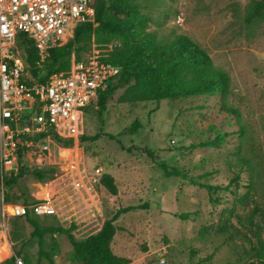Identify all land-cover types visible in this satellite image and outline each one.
<instances>
[{
  "label": "rangeland",
  "instance_id": "1",
  "mask_svg": "<svg viewBox=\"0 0 264 264\" xmlns=\"http://www.w3.org/2000/svg\"><path fill=\"white\" fill-rule=\"evenodd\" d=\"M247 1L137 0L139 11L150 17L147 29L186 34L227 72L226 102L239 112L246 138L236 132V118L220 111L218 97L123 103L118 98L125 87L119 85L106 101L101 122L96 106L82 125L58 134L71 137V146L53 141L33 166L34 171L54 169L52 179L38 181L24 172L8 185L6 195L19 201L50 198L56 214L38 217V225H73L76 240L96 232L117 208L137 206L114 222L119 229L111 250L128 264H155L161 256L169 264L264 261V24L247 35L242 22ZM120 44L117 37L98 44L92 36L79 56L87 57L96 45L107 49V59ZM95 134L96 140H79ZM215 137L220 138L217 146L203 145ZM128 146L149 149L154 159L121 148ZM159 163L177 168L180 175L166 176ZM96 168L100 172L94 175ZM106 174L115 195L100 184ZM8 226L11 248L27 264H81L73 259L66 233L45 232L42 255L28 222L11 219Z\"/></svg>",
  "mask_w": 264,
  "mask_h": 264
},
{
  "label": "trees",
  "instance_id": "2",
  "mask_svg": "<svg viewBox=\"0 0 264 264\" xmlns=\"http://www.w3.org/2000/svg\"><path fill=\"white\" fill-rule=\"evenodd\" d=\"M94 9V21L77 25L73 30V35L66 38L60 45L51 48L48 56L40 61L38 67H35L38 56L33 41L21 33L18 34L17 46L21 49V55L27 66L30 67L32 76L43 81L50 74L67 70L71 53L80 59V51L87 48L92 36L98 44L102 43L105 37H117L121 40V44L110 51L106 60L118 67L119 73L104 90L99 91L93 100L96 102L100 122L108 97L117 86L123 85L125 89L118 98L119 102L123 103L182 99L193 96L218 97L220 111L228 117L236 118V132L246 138V127L240 123L239 112L226 102L230 93L229 75L213 65L210 56L196 41L184 33L171 32L167 34L157 29H147L150 17L139 11L137 0H96ZM242 22L247 35L252 36L264 24V0H248L244 7ZM95 23H97L96 26H94ZM202 105L204 106V104ZM93 108L95 107L88 106L86 110L89 112ZM104 135L109 139H114L112 135ZM51 138L53 141L61 143L63 147H69L73 142L71 137L63 139L56 133H52ZM97 138V134L90 137L79 136L80 141L96 140ZM219 141L220 138L215 137L203 145L213 147L217 146ZM121 148L128 152L136 150L140 154L154 159L153 153L149 149L133 146ZM240 162L248 161L241 159ZM158 167L166 176L180 175L177 168H170L165 163H159ZM30 172L38 181H43L52 179L55 170L38 169L34 171L33 169ZM22 174L23 172L6 182L11 185ZM181 176L185 178L184 175ZM233 179L237 180L238 176ZM189 180L192 179L189 178ZM100 184L112 195L116 194V186L109 175H103ZM251 184L249 183V185ZM204 186L210 188L208 185ZM224 188L227 189V186ZM5 198L13 200L7 195ZM31 201L36 202L38 199L21 200L25 203ZM135 208L138 207L128 205L117 208L111 216L102 222L96 232L89 234L84 240L75 239L71 233L73 225H70L68 229L52 226L40 227L37 223V216L27 215L20 218L33 227L32 232L37 236L39 254H45L41 247L43 234L56 231L67 234L72 246L73 259L81 264H128L127 258L112 252L111 243L119 229L114 222L120 215ZM14 252L21 256L18 251ZM21 258L24 264H27L23 255ZM12 261V255L5 260L9 264H12ZM35 264L40 263L35 262ZM258 264H264V261L259 259Z\"/></svg>",
  "mask_w": 264,
  "mask_h": 264
},
{
  "label": "built area",
  "instance_id": "3",
  "mask_svg": "<svg viewBox=\"0 0 264 264\" xmlns=\"http://www.w3.org/2000/svg\"><path fill=\"white\" fill-rule=\"evenodd\" d=\"M95 1L0 0V264L10 255L12 264H24L8 240L11 219L56 214L50 198L26 203L6 200L10 185L6 181L32 171L42 161L53 143L52 133L65 135L82 125L86 107H96L94 97L119 73L105 59L107 49L93 45L90 55L77 59L71 53L67 70L40 81L28 70L17 36L21 33L33 41L38 67L51 48L73 35L77 25L94 21ZM99 172L96 168L94 175ZM155 264L169 263L161 256Z\"/></svg>",
  "mask_w": 264,
  "mask_h": 264
},
{
  "label": "water",
  "instance_id": "4",
  "mask_svg": "<svg viewBox=\"0 0 264 264\" xmlns=\"http://www.w3.org/2000/svg\"><path fill=\"white\" fill-rule=\"evenodd\" d=\"M96 25H97V23L94 24V26H96Z\"/></svg>",
  "mask_w": 264,
  "mask_h": 264
},
{
  "label": "bare ground",
  "instance_id": "5",
  "mask_svg": "<svg viewBox=\"0 0 264 264\" xmlns=\"http://www.w3.org/2000/svg\"><path fill=\"white\" fill-rule=\"evenodd\" d=\"M45 199H48V198H45Z\"/></svg>",
  "mask_w": 264,
  "mask_h": 264
}]
</instances>
